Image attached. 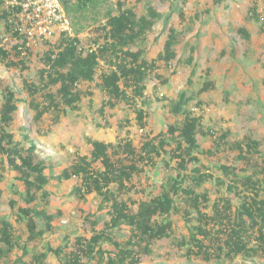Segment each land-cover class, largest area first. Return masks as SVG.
Returning a JSON list of instances; mask_svg holds the SVG:
<instances>
[{"label":"trees","instance_id":"obj_1","mask_svg":"<svg viewBox=\"0 0 264 264\" xmlns=\"http://www.w3.org/2000/svg\"><path fill=\"white\" fill-rule=\"evenodd\" d=\"M60 2L68 16L90 0ZM219 2L216 0V4ZM117 4V13L107 17L96 29L97 39L89 43L97 46L95 50L82 46L77 36H62L56 47L48 46L39 55L43 59L39 82L24 81L28 100L17 97L11 87L0 88V171L12 172L14 182L21 187L14 189L21 204L15 207L13 221L7 218L0 221V260L15 252L21 255L12 264H50L47 260L51 256L58 264H88L92 260L97 264H138L139 256L149 254L154 243L175 237L174 221L170 220L172 215L183 219L187 225L188 234L172 240L178 248L185 250L187 257L206 263L231 260L238 255L264 258L262 144L249 134L242 139H230L227 130L214 132L205 127L201 117L187 107L193 97L185 91L169 107V113L181 119H165L164 132L144 136L140 146L128 137L120 138L115 144L89 138L88 155L79 157L57 176L50 175L51 166L40 159L37 145L28 133L16 139L12 129L21 102H27L33 111L34 125L40 127L48 116L47 129L38 132L46 136L52 131L51 126H56L63 116L76 110L82 99L92 96L94 90L101 94L98 109L101 117L105 110L112 111L123 105L137 106L138 109L134 108L137 124L141 128L146 125V114L137 101L143 105L147 103L145 80L158 69V61L143 58L142 51L134 49L152 30L158 14L147 7L146 14L138 17L122 3ZM4 18V15L0 16V22ZM245 18L260 20L255 6L248 9ZM5 30L9 31L8 25ZM237 32L249 40L244 26ZM176 44L177 33L171 28L160 55L164 64L168 65L176 58ZM31 55L20 59V52L15 47L9 50L0 47V60L8 61L12 66L25 67L26 59ZM210 88L212 84L205 82L201 92ZM199 136L212 139L215 152L224 151L233 164L213 167L209 162L204 163L197 155ZM202 153L210 158L215 154L209 149ZM163 154L169 159L164 160ZM158 160L164 165L163 173L174 175L168 182L161 177L159 190L150 196L144 194L142 178L153 172H146L145 168L153 169ZM215 171L226 177L219 183L225 185L228 193L211 201L207 192H200V189L204 183L216 180ZM72 177L79 179V186L72 190L74 196L96 192L104 201L110 202L109 221L97 230V224L87 213L84 224L89 222L92 229L88 237L65 236L62 246L39 251L37 247L45 235L54 230V217L43 209L39 196L42 200L47 199L45 187L53 179L61 181ZM2 191L0 187V196ZM132 191L136 193V199L130 196ZM9 204L14 209V203L10 201ZM123 229L127 231L126 238L115 239L113 230ZM103 242L110 244L112 249L103 250Z\"/></svg>","mask_w":264,"mask_h":264},{"label":"rangeland","instance_id":"obj_2","mask_svg":"<svg viewBox=\"0 0 264 264\" xmlns=\"http://www.w3.org/2000/svg\"><path fill=\"white\" fill-rule=\"evenodd\" d=\"M117 3H122L138 17L146 14L147 7L158 14L152 30L147 32L145 40L134 49H140L143 58L158 61V69L145 80L147 103L143 105L137 101L146 114V125L141 128L137 124V106L123 105L112 111L105 110L104 117H101L98 112L101 94L94 90L92 96L82 99L76 110L68 112L56 126H51L50 133L41 136L38 132L47 129L50 122L48 116L42 120L40 127L34 125L33 111L28 108L27 102H21L12 130L17 140L25 133L31 136L37 145L40 159L51 166L50 175L57 176L79 157L88 155L89 138L115 144L120 138L128 137L135 145L140 146L139 142L144 136L152 137L164 132L165 119H181L171 115L169 107L177 101L182 91L193 97L187 107L194 111V115L201 117L205 127L214 132L227 130L230 139L252 135L261 142L264 152V0H220L217 4L216 0H90L78 11L68 15L75 36L82 46L86 48L89 43H93L94 38L97 39L96 29L106 22L109 15L117 13ZM252 6L260 14L259 21L245 18ZM241 26L245 27L249 40L242 38L237 32ZM171 28L177 33L176 58L166 65L160 55ZM0 31L3 32L2 25ZM59 42L60 40L54 39L51 49ZM47 48L48 46H43L36 55L32 53L26 59V68L18 64L12 66L8 61L0 60V88L11 87L17 97L28 100L24 81L39 82V70L43 67V59L39 55ZM188 58L190 62H186ZM100 64L104 68L102 61ZM192 71H195L194 75ZM205 82L211 83L212 88L201 92ZM198 140L197 155L204 163L209 162L213 167L233 164L231 157L224 151L215 152L212 139L199 136ZM208 149L215 153L211 158L202 153ZM163 159L168 160L169 156L163 154ZM145 169L146 172L153 170L142 178L144 194L150 196L159 190L161 177L168 182L174 175L172 172H162L164 165L161 160H158L153 169L150 166ZM214 174L216 180L204 183L200 189V192H207L211 201L228 193L225 185L219 183L220 179L225 180L226 177L218 171ZM239 175L242 176L241 173ZM78 186L79 179L75 177L61 181L53 179L45 187L47 199L42 200L39 196L38 201L43 209L54 217L53 233L45 235L37 247L39 251H45L47 247L62 246L65 236L88 237L92 229L89 222L84 224L87 213L91 214L97 224V230L102 229L109 221L107 209L110 202L104 201L96 192L83 194L81 197L74 196L72 190ZM0 187L3 190L0 196V221L5 218L13 221L15 207L21 204L14 189L20 190L21 187L14 182L13 173L6 169L0 171ZM130 196L137 198L133 191ZM10 201L14 203V209L11 208ZM170 220L174 221L175 237L154 243L149 254L142 253L139 256L138 264H264V258L260 255L249 258L238 255L231 260L210 263L187 257L184 255L185 250L178 248L176 242L172 241L188 234L187 225L183 219L174 215ZM20 229L24 233L23 225ZM112 235L115 239L122 240L126 238L127 231L113 230ZM101 247L108 251L112 249L107 242L101 243ZM20 255L15 252L8 254L0 260V264H12ZM47 263L58 264L52 256ZM88 264L97 263L92 260Z\"/></svg>","mask_w":264,"mask_h":264},{"label":"built area","instance_id":"obj_3","mask_svg":"<svg viewBox=\"0 0 264 264\" xmlns=\"http://www.w3.org/2000/svg\"><path fill=\"white\" fill-rule=\"evenodd\" d=\"M2 15L5 18L0 22L3 27L0 47L4 50L15 47L20 59L28 58L29 53L36 55L43 46L51 47L54 39L75 37L60 0H0ZM7 25L9 31L5 30ZM86 48L95 50L97 46L90 44Z\"/></svg>","mask_w":264,"mask_h":264}]
</instances>
